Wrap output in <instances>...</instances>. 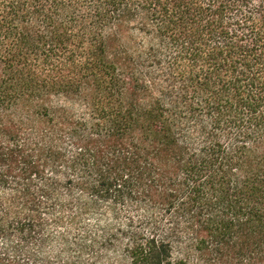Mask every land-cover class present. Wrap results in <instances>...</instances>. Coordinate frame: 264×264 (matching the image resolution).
Listing matches in <instances>:
<instances>
[{
    "label": "trees",
    "instance_id": "1",
    "mask_svg": "<svg viewBox=\"0 0 264 264\" xmlns=\"http://www.w3.org/2000/svg\"><path fill=\"white\" fill-rule=\"evenodd\" d=\"M0 264H264V0H0Z\"/></svg>",
    "mask_w": 264,
    "mask_h": 264
}]
</instances>
